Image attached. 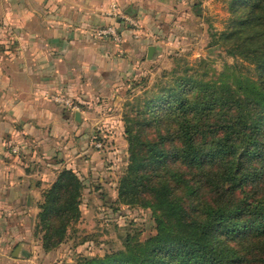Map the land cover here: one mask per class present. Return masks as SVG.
Segmentation results:
<instances>
[{
    "label": "trees",
    "instance_id": "16d2710c",
    "mask_svg": "<svg viewBox=\"0 0 264 264\" xmlns=\"http://www.w3.org/2000/svg\"><path fill=\"white\" fill-rule=\"evenodd\" d=\"M229 13L214 45L253 65L256 80L214 81L186 66L141 110L132 106L119 200L150 209L157 235L128 236L125 250L77 264H264V0H230ZM83 188L64 169L43 192L37 228L45 252L80 217Z\"/></svg>",
    "mask_w": 264,
    "mask_h": 264
},
{
    "label": "crops",
    "instance_id": "0c3cea01",
    "mask_svg": "<svg viewBox=\"0 0 264 264\" xmlns=\"http://www.w3.org/2000/svg\"><path fill=\"white\" fill-rule=\"evenodd\" d=\"M161 3L0 0V264H32L33 219L64 170L62 143L76 124H92L96 98L140 62L153 36L132 26L152 27ZM107 29L120 40L99 37ZM62 98L81 113L66 111Z\"/></svg>",
    "mask_w": 264,
    "mask_h": 264
},
{
    "label": "rangeland",
    "instance_id": "374dc122",
    "mask_svg": "<svg viewBox=\"0 0 264 264\" xmlns=\"http://www.w3.org/2000/svg\"><path fill=\"white\" fill-rule=\"evenodd\" d=\"M163 1L152 27L141 30L132 26L153 36L152 41L140 45V62L127 58L132 66L123 68L128 71L124 70L113 88L96 98V103L104 104L98 103L100 107L91 117L92 124H76L74 135L62 143V156L58 157L62 168L76 172L84 186L81 214L68 227L66 240L60 247L47 253L43 248L44 234L37 228L38 210L32 226L31 244L35 249L32 264H77L81 258L105 257L125 250L128 236H137L145 242L157 235L150 209L140 204L125 205L119 200L120 181L130 165L126 115L132 112V106L141 110L145 99L157 93L161 85L173 84L174 71L188 66L202 70V74L206 72L214 81L233 82L238 77L256 80L253 65L227 55L222 46L214 45L215 35L225 31L231 16L230 0H169V4ZM122 52L126 57V51ZM203 60L207 64L200 66ZM62 99L66 111L75 117L81 113L76 102ZM262 193L264 190L259 196ZM207 198L212 200V196ZM254 254L263 256L259 251Z\"/></svg>",
    "mask_w": 264,
    "mask_h": 264
},
{
    "label": "built area",
    "instance_id": "2783aa9c",
    "mask_svg": "<svg viewBox=\"0 0 264 264\" xmlns=\"http://www.w3.org/2000/svg\"><path fill=\"white\" fill-rule=\"evenodd\" d=\"M98 35H99V37L112 36L115 40H117V41L120 40L119 36L117 35V32L113 29L102 30L98 33ZM69 102H67V103L69 104Z\"/></svg>",
    "mask_w": 264,
    "mask_h": 264
},
{
    "label": "water",
    "instance_id": "95a60500",
    "mask_svg": "<svg viewBox=\"0 0 264 264\" xmlns=\"http://www.w3.org/2000/svg\"><path fill=\"white\" fill-rule=\"evenodd\" d=\"M153 51H154L153 48H151V49H150V55L153 54Z\"/></svg>",
    "mask_w": 264,
    "mask_h": 264
}]
</instances>
